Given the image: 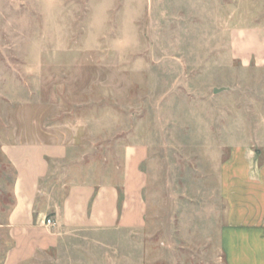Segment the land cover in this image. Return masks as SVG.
Instances as JSON below:
<instances>
[{
  "label": "rangeland",
  "instance_id": "rangeland-1",
  "mask_svg": "<svg viewBox=\"0 0 264 264\" xmlns=\"http://www.w3.org/2000/svg\"><path fill=\"white\" fill-rule=\"evenodd\" d=\"M259 28L264 0H0V260L3 147L45 142L95 183L140 146L144 211L138 227H62L34 264H228L219 167L264 125V72L238 55Z\"/></svg>",
  "mask_w": 264,
  "mask_h": 264
},
{
  "label": "crops",
  "instance_id": "crops-1",
  "mask_svg": "<svg viewBox=\"0 0 264 264\" xmlns=\"http://www.w3.org/2000/svg\"><path fill=\"white\" fill-rule=\"evenodd\" d=\"M242 45V64L264 72V29L244 31ZM251 138L231 145L219 167L220 194L227 205L220 235L228 264H264V125ZM3 152L15 178L5 223L10 245L0 264H34L57 247L62 227L140 226V146L125 156L117 181L111 182L106 173L99 183L92 167L68 164L67 148L60 143L25 142L3 147ZM46 218L53 225H47Z\"/></svg>",
  "mask_w": 264,
  "mask_h": 264
},
{
  "label": "built area",
  "instance_id": "built-area-1",
  "mask_svg": "<svg viewBox=\"0 0 264 264\" xmlns=\"http://www.w3.org/2000/svg\"><path fill=\"white\" fill-rule=\"evenodd\" d=\"M45 223L47 225H53V222H52V220L50 218H46Z\"/></svg>",
  "mask_w": 264,
  "mask_h": 264
},
{
  "label": "water",
  "instance_id": "water-1",
  "mask_svg": "<svg viewBox=\"0 0 264 264\" xmlns=\"http://www.w3.org/2000/svg\"><path fill=\"white\" fill-rule=\"evenodd\" d=\"M218 91V89H214V92H217Z\"/></svg>",
  "mask_w": 264,
  "mask_h": 264
}]
</instances>
